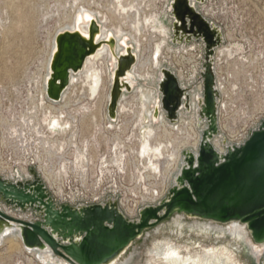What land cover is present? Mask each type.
Returning a JSON list of instances; mask_svg holds the SVG:
<instances>
[{
  "label": "rangeland",
  "instance_id": "374dc122",
  "mask_svg": "<svg viewBox=\"0 0 264 264\" xmlns=\"http://www.w3.org/2000/svg\"><path fill=\"white\" fill-rule=\"evenodd\" d=\"M173 1L0 0V175L3 176L6 167H14L19 170L20 177L25 175L21 168L25 161L24 149L27 146L33 148V144L39 143L43 135L47 105L44 100L47 95L46 92L44 93V85L47 83L45 78L50 73V70H47V63L54 51L56 36L62 28L74 24L80 9H87L97 14L106 30L114 31L116 34L123 31L128 33L127 43L134 50L139 49L136 52L137 59L134 67H137V72L141 77L138 76L136 81L132 82V88L125 91L126 107L130 113L122 115L120 121L116 122L124 126L119 130L108 131L105 128L108 120L106 115L108 111L107 97L112 89L110 86L113 84L110 85L109 72L106 70L107 64L103 59L94 58L98 65H94V63L88 65V68L99 67L97 71L103 69L104 82L100 89V94H102L100 97L97 99L89 97L87 78L84 74L79 76L86 70L85 67H82L78 71L71 72L70 78L73 74L78 77H76L73 86L68 85L65 88L61 99H51L49 102L51 111L57 115L62 110L75 125L72 131L66 135L61 153H57L55 150L58 147V141L62 140V136L53 135L50 138V144L52 147H56L52 154L53 166L58 167L65 160L69 162L70 168L67 175L69 179H64V190L87 192L118 190L121 197L129 198L128 202L125 200V206H122L124 213L131 219H138L139 211L130 212L127 208L129 205L131 208L133 206V195L143 194L145 189L142 187L146 183L158 186L164 191L172 185V180L158 178L141 181L135 176L134 172L139 164L137 160L138 142L135 138H131L138 135L136 123L138 110L141 107L139 94L141 89H156L158 91L157 82L152 77L154 70L157 71V65L152 63V55H157V47H159L157 58L162 61V68L167 67L178 75L181 74L183 82L190 85L192 98L199 88L198 75L202 47L197 42L174 41ZM198 7L200 10L208 12L220 23L227 34V42L234 40L233 44L237 45V43H243L242 41L245 39L247 46H253L256 51L263 50L264 52V0H203L198 3ZM157 20L162 21L166 27L157 23ZM159 25L163 31L159 29ZM165 31L168 32V35ZM229 33L232 37H229ZM221 50L223 55L225 49L221 48ZM232 54L233 52L230 55ZM259 86L261 89L264 88L262 87L264 81L261 79H259ZM227 103L230 105L228 110H222L227 108ZM222 105L219 118L220 133L223 135L243 133L248 128L264 121V97L244 99L235 97L228 99V102L223 101ZM125 110L126 108L122 109V112H126ZM136 113L137 115H135ZM191 115L192 111L187 113V119H190ZM55 120H58L63 127L68 124V121H61L60 118L50 116L48 126L52 128L51 121ZM200 128L201 125H198L196 130ZM164 133L163 129H160L157 138H164ZM166 136L168 137V134ZM197 139L198 133L196 132L194 141L196 142ZM156 148L159 149V146ZM81 152L84 153V156L79 157L82 155ZM121 153H123L122 167L124 169L126 167L128 170L126 173H122L124 169L116 164V159L121 156ZM78 157L81 158V163L86 165V174H81L75 168L78 165ZM16 160L21 161L20 165H15L13 161ZM1 164L6 167L2 168ZM106 164L109 165L111 172L100 173L101 167ZM24 166H28L30 174L31 168H34L37 173L39 172L38 163ZM10 172L12 175V170ZM110 199L115 200L116 198L111 197ZM145 203L141 200L140 208L146 205ZM0 206L4 209L10 208L9 210L16 214L25 215L24 219L35 221L39 218L30 210L19 211L6 205L3 201H0ZM178 216L175 215L164 220L148 230L146 235L138 239L114 264H169V260L159 257L153 250L149 251L152 247L156 248V242L169 237L180 243L179 249L183 256L186 257L191 252L196 259V262H191L192 264H206L207 262L214 264L222 257L228 259L227 264H264V244H257L255 251H251L244 244L241 247L238 246L236 249L238 258L234 253L216 247L222 244L235 247L236 243L230 234L217 239L215 233H211V237L192 227L195 222L226 228L229 224L181 215L185 225L184 234L177 236L174 233L177 229L174 219ZM181 243L192 247L199 243L201 245L189 249L188 246H182ZM0 264L61 263L50 261L33 250L26 249L21 240L12 237V239L9 238L0 243Z\"/></svg>",
  "mask_w": 264,
  "mask_h": 264
},
{
  "label": "water",
  "instance_id": "95a60500",
  "mask_svg": "<svg viewBox=\"0 0 264 264\" xmlns=\"http://www.w3.org/2000/svg\"><path fill=\"white\" fill-rule=\"evenodd\" d=\"M191 1L172 2L174 41L202 38L206 43L201 73L204 96L199 98L198 114L200 121H207V127L203 129L198 152L183 151L184 161L168 195L158 204L141 209L138 219H130L116 200L79 207L58 204L41 176L31 168V179L12 181L0 176V201L19 211L30 210L39 218L33 221L14 217L0 206V235H5L6 229L14 227L12 222H15L26 248H50L68 264H109L122 257L148 230L175 215L224 224L238 221L246 225L253 243L264 244V121L250 132L244 143L229 145L225 153L213 145L212 139L219 133V93L215 87L213 56L222 42V33ZM94 27H99L95 21L92 34L99 32ZM96 49L97 45L80 39L78 33L57 34L51 77L47 82L50 99H61L71 72L80 70L86 57ZM134 63L131 51L119 60L111 89L109 115L112 118H116L121 96L118 82ZM161 72L162 106L168 118L176 121L178 111L183 106L189 108V88L180 84L172 69L165 67ZM131 88L126 84L127 90Z\"/></svg>",
  "mask_w": 264,
  "mask_h": 264
},
{
  "label": "bare ground",
  "instance_id": "6f19581e",
  "mask_svg": "<svg viewBox=\"0 0 264 264\" xmlns=\"http://www.w3.org/2000/svg\"><path fill=\"white\" fill-rule=\"evenodd\" d=\"M195 8L197 7L196 1L193 0L191 1ZM197 9V8H196ZM79 11V10H78ZM74 17V16H73ZM76 21L74 22L73 25L69 27H64L61 29L60 33H66L70 32L71 34L78 33L80 39H83L85 41H90L93 45H97V49L94 51L93 54L89 55L86 57L84 64L82 67H85V72L81 73L79 76H82L83 74L87 78V86H88V95L91 98L97 99L100 97V89L102 87V84L104 82V75H103V69L101 68L100 71L99 67L95 68H88L90 63H94V65H98L97 61H94L95 59H103L106 61L107 67L106 70L109 72V77H110V85L115 83L116 81V73L118 69V64L119 60L122 56H126L130 54V51L133 53L135 56V61L137 59V50H134L132 46L127 43L128 39V33L125 31L121 32L120 34L114 31H108L104 28V25L102 24V21L100 18H98L97 14L94 13L92 10H87V9H80L79 13L77 12L76 16ZM161 20V19H160ZM157 20V23H161L163 27H166L162 21ZM97 22L99 27H94V30L99 29V32L92 34L91 26L93 22ZM161 25H159V29H161ZM163 31V29H161ZM165 33L168 32L165 31ZM57 37V36H56ZM132 38V37H131ZM133 39V38H132ZM135 40V39H134ZM136 42V40H135ZM137 44V42H136ZM137 47L138 44H137ZM56 48V40L54 43V50ZM222 53V50L220 49L217 53L218 59L220 58V54ZM54 54V51L51 55L50 60H48L47 63V70H50V65H51V59ZM139 54V53H138ZM157 55H159V47H157ZM157 55H152V63L153 65H157V71L152 75L154 77V80L158 83L160 78L163 76L161 69H162V61H160L157 58ZM218 64V63H217ZM136 65H133L129 71H127L126 75L119 80L118 83H120V88H121V96L118 100V107H117V120H112L111 116L109 115V106L111 102V91L108 93L107 97V106H108V111L106 112V115L108 116V120L106 122L105 128L108 131L111 130H119L122 129L124 126L123 124L116 123L117 121H120L119 119L122 118V115L129 114V109L126 107V84L133 86L132 82L136 81L137 77H141V75L138 74L137 72V67H134ZM84 71V70H83ZM82 71V72H83ZM74 72V71H73ZM107 72V73H108ZM106 73V72H105ZM79 74V72H78ZM107 76V75H106ZM151 76V75H148ZM50 73L46 76V80L50 79ZM77 75L73 74L71 78H69V84L73 86L75 81H76ZM181 83H183L182 75H178ZM144 78V77H143ZM142 78V79H143ZM108 79V77H107ZM145 79V78H144ZM142 82V81H141ZM117 83V82H116ZM44 93L46 92L47 94V83L44 85ZM143 86V85H142ZM184 86L186 84L184 83ZM112 87V86H110ZM109 87V89H110ZM141 87V85H140ZM68 89V88H67ZM200 89V88H199ZM197 91V93H194V97L192 100L193 103V113L191 115L190 119H187L186 111H181L180 113V121L178 125L175 127L176 124H173L171 126V130L169 131L168 129H164V138H156L157 135V130L161 127L160 125H155L154 122V110L156 107L159 106V93L156 89H149V90H144L143 88L140 91V101H141V107L138 110V120H137V128H138V135L132 136L131 139H136L138 142V149H137V156L139 160V164L142 160V165L145 170H148L150 172H154L157 175H160L163 180H172V185L174 183V177L178 174L180 171V167L182 162V151L184 149H191L192 151H196L200 142L201 138V129L196 130L199 122H200V117L197 114L198 107H197V102L196 98L197 96H200V91ZM137 90V89H136ZM135 92V91H134ZM43 93V94H44ZM65 93V89L63 91V94ZM138 93V92H137ZM45 94V95H46ZM62 94V95H63ZM138 94V95H139ZM199 94V95H198ZM139 98V97H138ZM137 98V99H138ZM44 100L46 101V107H45V116H44V127H43V135L42 139L39 143L33 144V148L30 146L27 148L25 147L24 149V163L23 166L21 165L22 171L24 174L29 176V171L27 170V167L24 165H28L31 162H38L39 168L41 172L43 173L44 177L50 181L51 183L55 181L57 183L56 179L60 176L63 177V175H68V169L70 168L68 165V160H65L60 164L59 167V175L56 173L54 174L53 171L50 168V164L48 162V159L46 158L48 155V147L53 148L51 143L50 138L53 135H59L62 136V140L58 141V147L57 150L60 151L61 149L64 148L65 144V137L66 135L72 131L73 129V123L70 121V119L67 118L66 114L60 110L57 115L54 114L51 111V106L49 105V102L51 99L48 97V95L45 96ZM57 102V101H56ZM53 103V101H52ZM139 103V102H138ZM197 107V108H196ZM223 107L221 104L220 109ZM126 108V112H122V109ZM227 108H228V103H227ZM224 109V110H227ZM222 109V110H223ZM137 112V111H136ZM137 115V113L135 114ZM50 116H55L56 118H60L61 121H68V124H65L64 127L60 125L58 120L51 121L53 124V127L51 128L48 126V121ZM157 117V116H156ZM47 118V119H45ZM157 122H166L164 114L161 112L160 115L156 118ZM196 132L198 133V139L195 140L196 137ZM168 134V137L166 136ZM166 134V135H165ZM222 136H217L215 138V146L216 148L223 152L224 148L222 147ZM194 142V143H193ZM155 145V146H154ZM159 146V149L156 147ZM155 148V149H153ZM163 152V154H162ZM172 152H175L174 154H171ZM181 153V154H180ZM28 154V155H27ZM47 154V155H46ZM82 155H79V157L84 156V153L81 152ZM78 157L77 164L75 168L77 169L78 167L85 168V165L81 163L80 159ZM21 162V161H20ZM116 164L124 169L122 167L123 164V153H121L120 157H117L116 159ZM108 166V165H107ZM1 167H6L3 164H1ZM139 167V166H138ZM142 168H140L141 170ZM12 170V177H15L16 175L18 177L21 176V173L19 170L15 171L13 168L6 167V170L3 172H10ZM11 173V172H10ZM8 173L9 175H11ZM156 175V176H157ZM155 176V177H156ZM143 178H146L145 175H142ZM142 187V186H141ZM58 188V193L63 192V186L59 185L57 186ZM146 191H150V189H155V186L152 184L143 185L142 187ZM158 195L160 194L159 191ZM160 196V195H159ZM152 199H156V197L153 195ZM4 206V205H3ZM4 209V208H3ZM10 209V208H9ZM9 209H5V211L18 218H23V215L16 214L13 211H10ZM129 211L134 212L133 208H129ZM23 214V213H22ZM27 216V215H26ZM181 215H179L177 218L174 219V224L176 225V235H183L184 234V221L181 219ZM14 227L6 229L5 235H0V243L4 242L5 240L12 237H17L19 240L22 241L21 239V234L20 231L15 228L17 227V224L15 222H12ZM164 224V223H163ZM168 224V223H167ZM189 224V223H188ZM187 226V225H186ZM190 226V225H189ZM192 227H195L197 230H200L208 235L211 236V233H215L217 236V239L224 238L227 236V234H230V236L233 238L234 242L236 243L235 247H230L226 244H222L221 246H216L218 249H225V251L232 252L234 253L238 258V254L236 249L238 246L241 247L242 244H244L247 248H250L251 251H255L257 248V244L253 243L249 236V232L246 228L245 224H242L238 221L231 222L229 223V226L223 227V226H212V225H202L198 224L195 222V225L192 224ZM191 228V227H190ZM156 230V229H155ZM195 231V230H194ZM156 232V231H155ZM160 232V231H159ZM196 232V231H195ZM197 233V232H196ZM214 235V234H213ZM203 236V235H202ZM205 236V235H204ZM207 237V236H206ZM212 237V236H211ZM161 238V237H160ZM228 239V238H227ZM212 240V239H211ZM193 241V240H192ZM170 242V243H169ZM229 242V241H227ZM159 243V244H158ZM230 243V242H229ZM156 248H150L149 251H155L157 255L164 260H169V264H192L191 262H196V259L192 256L191 252L188 253V255L185 257L181 254V251L179 249V244L178 242H175L171 237L167 238L166 240L156 242ZM182 246H188L190 248H195L198 245H201L199 243L198 245L196 244L195 246H191L188 244H182ZM194 245V244H193ZM231 245V244H230ZM243 247V246H242ZM28 249V248H26ZM31 250V249H28ZM37 254L41 255L42 257L56 262V263H61V264H68L63 258L57 256L54 254V252L50 249L47 248L46 250H33ZM120 257L115 258L112 260L109 264H114L117 262V260ZM228 259L225 257L219 258V260L214 263V264H227ZM206 264H210L207 262Z\"/></svg>",
  "mask_w": 264,
  "mask_h": 264
},
{
  "label": "built area",
  "instance_id": "2783aa9c",
  "mask_svg": "<svg viewBox=\"0 0 264 264\" xmlns=\"http://www.w3.org/2000/svg\"><path fill=\"white\" fill-rule=\"evenodd\" d=\"M197 3V10L212 24L217 26L222 33V42L215 48V53L213 56L214 59V72H215V87L218 90L219 96H218V125H219V133L217 135L214 136V138L212 139V143L215 146V138L217 136H222V147L224 148V151L221 153H225L227 151V147L229 145H241L242 143H244L249 135L250 132L256 128H258V126L260 125V123H258L257 125L248 128L245 132L243 133H236V134H229V136L223 135L221 134V125H220V106L223 103V101H227L228 99H233V98H261L264 97V88L261 89V87L259 86V79H261L262 81H264V52L263 50L261 51H256V49L253 46H247L245 43V39L242 41L243 43H237L233 44L234 40L232 42H227V34L224 31V28L220 25V23L218 21H216L213 17L210 16V14L208 12H204L202 10H200V8L198 7V3H201L200 1L195 0ZM229 37H232V35L229 33ZM192 43H199V45L202 47L201 50V66L200 68V73L198 75V80H199V91H200V96L195 97L196 98V102H197V107L199 108V98H203L204 96V85H203V81L201 79V73L203 71V67H204V62H205V47H206V43L202 38H193L191 41ZM224 48L225 52L224 54L220 55V58L218 59L217 53L218 51ZM231 52H233L232 55ZM218 63V64H217ZM174 71V70H173ZM175 72V71H174ZM175 74L177 75V78L180 82V84H182L184 86V82L181 83L178 74L175 72ZM258 80V81H257ZM160 81V80H159ZM190 85H187L185 87L189 88ZM264 87V86H262ZM157 89L159 92V106L155 108L154 110V124L155 125H160L161 127L157 130V133L160 131V129H168L171 130V126L173 124H176L175 127L178 125L179 121H180V113L181 111H186L187 113H189L190 111H192L193 113V103L192 100L193 98L191 97V93H190V88H189V95H190V99H189V108H186L185 106H183L179 111H178V117L176 121H171L168 116H167V112L163 109L162 106V93L159 90V82L157 83ZM199 95V94H198ZM194 97V96H193ZM186 103V100L183 99V105ZM228 106L229 103H228ZM196 107V108H197ZM229 108V107H228ZM227 108V110H228ZM158 109V114L156 115V111ZM224 110V109H223ZM198 111V110H196ZM164 114L165 120L167 123H163V122H157V117L160 115V113ZM198 114V113H197ZM199 115V114H198ZM118 114H116V118H112V120H116L117 119ZM157 116V117H156ZM171 125V126H170ZM199 125H201V137H202V132L203 129L205 127H207V121L204 119L202 121L199 122ZM199 129V130H200ZM158 137V136H157ZM156 137V138H157ZM201 141V138H200ZM224 141L226 143H224ZM200 145V142H199ZM199 145L196 151H193L195 153L198 152L199 150ZM216 147V146H215ZM56 147L53 148H49L48 147V155H47V159L48 162L50 164V168L53 171V173L59 175V167L53 166V162H52V154L56 151L57 153H61V150L58 151L57 148L55 150ZM217 149V148H216ZM55 150V151H54ZM186 150V149H184ZM183 150V151H184ZM191 150V149H190ZM218 150V149H217ZM183 151H182V162L183 160ZM219 151V150H218ZM138 158V156H137ZM138 160V159H137ZM142 160L140 164H138L139 167H137V170H135L134 174L135 176H137V178H139L141 181L143 179H158L161 178L160 175L155 174L154 172H150L148 170H145L143 168L142 165ZM139 161V160H138ZM15 163V165H20V161H13ZM38 162H31L28 165L31 164H35ZM108 164L102 166L101 168V172L103 173L104 171L107 172H111V169L109 168ZM182 165V164H181ZM20 167V166H19ZM27 170L28 169V166ZM140 168H142L140 170ZM181 168V167H180ZM13 169L15 171H17L14 167ZM77 170L80 171L81 174H86L87 173V169H86V165L85 168H81L78 167ZM38 174L41 176L43 182L46 184L49 192L51 193L52 197L54 198V200L58 203V204H69L72 206H84V205H91V204H96V203H102L105 204L109 201V199L111 197L116 198L115 200L117 201L119 208L123 211L122 206H125V200L126 197H121L118 193V190H106V191H99V190H95L92 192H87V191H80V190H72V189H65V183H64V179H69L67 177V175H63V177H58L56 179L57 183H55V181H53L52 183L50 181H48L43 173L41 172L40 168L38 169ZM128 172L127 168L125 167L124 171H122V173H126ZM9 172H4L3 176L0 175L1 177L7 178L9 180L12 181H16L18 180V178H22L23 180L26 179H31L33 176L29 173L28 175H23L22 177H18L17 175L15 177H12V175L8 174ZM24 174V173H23ZM5 175V176H4ZM142 175H145L146 178H143ZM157 175V176H156ZM156 176V177H155ZM63 181V182H62ZM62 185L63 186V192L62 193H58V188L57 186ZM158 189H150V191H146L143 194H134L133 197V202L132 203V208L134 209V211H139V215H140V211L141 209H143L146 206L149 205H156L158 204L160 201H162L169 193L170 188L172 187V185L170 187H168L165 191L159 189L158 186H155V188ZM159 191V195L158 192ZM153 195L156 197V199H152ZM143 200L145 201L146 205L142 206L140 208L139 202ZM130 206V205H129ZM127 207L128 210L131 207ZM131 212V211H130ZM124 213V211H123ZM125 214V213H124ZM126 215V214H125ZM127 216V215H126ZM128 217V216H127ZM130 218V217H128ZM131 219V218H130Z\"/></svg>",
  "mask_w": 264,
  "mask_h": 264
}]
</instances>
